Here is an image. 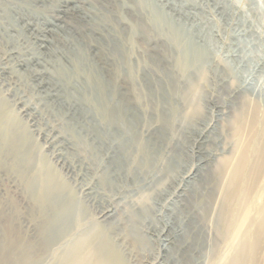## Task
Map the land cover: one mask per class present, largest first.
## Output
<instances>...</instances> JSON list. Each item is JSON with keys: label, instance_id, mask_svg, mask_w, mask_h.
I'll return each instance as SVG.
<instances>
[{"label": "rangeland", "instance_id": "obj_1", "mask_svg": "<svg viewBox=\"0 0 264 264\" xmlns=\"http://www.w3.org/2000/svg\"><path fill=\"white\" fill-rule=\"evenodd\" d=\"M159 1L167 10L172 5L181 10L175 12L176 19L182 20L179 16L185 12L186 21L210 29L216 58L201 82L199 114L191 128L183 129L176 122L172 133L165 131L150 100H136L133 87L143 92L153 90L155 85L164 86L174 73L161 40L142 34L131 36L132 25L140 17L131 6L132 0H0V147L6 135L23 134L35 159L28 176L38 183L51 175L73 201L80 223L96 222L105 228L106 238L124 264H221L233 250L235 239L232 235L216 237L214 220L209 225L219 200L207 182L217 159L232 155L236 145L227 125L239 106L243 88L231 84L224 64L238 61L240 44L249 43L245 51L255 55L253 64L249 68L239 62L237 69L245 72L247 83L264 82V0H190L192 3L183 7L182 0ZM119 41H132L126 45L131 62L143 63L152 80L148 88L143 73L133 84H117L119 95L128 98V115L139 119L137 130L142 141L162 161L144 180L120 169L125 161L116 159V144L97 140L93 128H100L99 119L77 100L78 96H92L93 89L87 83L90 72L104 81L113 73L120 58L114 44ZM182 87H176L179 96L170 100L177 115L185 111L178 92ZM163 90L165 100L172 90ZM258 109L262 113L263 104ZM0 156V211L11 216L25 242L32 241L39 217L35 201L11 158ZM167 160L172 161L168 168ZM192 184L210 207L209 213L214 210L205 224L199 222V234L204 237L197 246L192 244L193 236L181 243L182 232L191 221L197 222L202 205V201L197 204L199 196H193ZM147 205L149 212L140 217V208ZM109 224L110 230L105 227ZM133 227L136 233L132 234ZM3 231L0 218V239ZM51 258L46 255L39 264H56Z\"/></svg>", "mask_w": 264, "mask_h": 264}, {"label": "bare ground", "instance_id": "obj_2", "mask_svg": "<svg viewBox=\"0 0 264 264\" xmlns=\"http://www.w3.org/2000/svg\"><path fill=\"white\" fill-rule=\"evenodd\" d=\"M189 2L192 3L190 0H182L180 6L183 7ZM131 6L140 15L137 23L132 25L131 36L142 34L147 39L161 40L165 50L168 51L172 73H174L166 79L164 86L155 85L153 90L148 89L143 92L140 88L133 87L136 100L140 101V98L150 100L153 109L158 113L160 126L165 131L172 133L176 122H179L183 129L191 128L192 121L199 114V96L202 94L201 82L205 79L206 73L213 68L216 58L210 29L202 28L204 25L197 28L193 22L186 21L188 15L185 12L179 16L183 17L182 20L176 19L175 12L181 10H178V7L174 8L173 5L170 10H167L165 4L160 3L159 0H132ZM128 43L131 45L132 41H119L114 44V49L120 58L112 71L113 73L104 81L90 72L87 76V83L93 89L92 96H78L77 100L87 108V111L92 110L93 115L99 119L100 128H93L97 140H100L101 144L106 142L109 146H112V142L116 144L118 151L116 159L125 161V167L121 166L120 169L124 168L126 173H132L144 180L156 170L158 163L162 161H160L159 155L157 156L151 150V146L149 147L142 141L137 130L139 119L135 115H128V98L125 95H119L117 89L118 82L133 84L139 80L141 75L143 77V73H145V84H148V88L152 85L150 71L146 69L145 65L141 62L136 64L131 62L130 55L126 51ZM248 44H240L241 51L238 54V61L224 64V72L231 77V84L235 83L237 88H243L240 91L239 106L234 109L227 125L231 128L232 136L236 140L232 155H222L214 165L212 164L211 171L209 170L210 179L207 183L210 185L211 194H217L216 197L219 200L215 218L211 214L214 210L209 213L210 207L203 201V197L201 200L197 188L192 184L194 187L193 196L195 195V199L199 196L197 204L202 201V205L199 214L197 213V222L193 223V220L191 221L193 224L190 223L185 227L181 239V243H186L193 236L192 244L199 245L200 239L204 237L199 234L201 231L199 222H207L208 214H211L212 220L209 218V225H213L212 221L214 220L216 237L226 238L232 235L235 239L233 250H230L231 253L227 258L225 257L221 264H264V110L260 113L258 109L259 104L264 106V82L257 80L247 83L245 72L237 69L239 62H243L246 67L253 64L255 55L249 53L250 51H245ZM180 84L183 86V91L178 92L185 105V111L183 114L177 115V110L172 108L170 100L179 96L176 87ZM165 88L172 92L167 93V99L164 100L163 89ZM159 96L162 98L161 100ZM165 109L167 112H163ZM148 125L150 124L148 123ZM1 145L0 155L10 157L16 173H19L22 178L25 177L27 193L35 201L39 217L35 229V239L25 242L23 233L13 223L11 216L7 217L0 211L4 228L0 239V264H39L46 255H51L52 261H57L56 264H124L110 240L106 238L105 228L96 222L80 223L79 214L75 211L73 201L66 196L61 185L54 181L51 175H47L38 183L35 178L28 176L35 166V159L28 149L23 134L6 135ZM171 162L167 160V168ZM119 170L115 169V171ZM109 171L111 172V170ZM12 205L14 204L11 203ZM149 208L148 205L143 206L138 215L141 217L142 214H147ZM133 218L138 217L134 216ZM179 222L182 223V220ZM105 227L109 230L112 229L111 224ZM130 232L136 233V228H131ZM130 232L125 234L130 235ZM110 238L112 239V237ZM205 238L210 242L209 236ZM62 241L63 243H60ZM212 244L211 246H214ZM211 250L213 249L211 248ZM194 260L196 261V259ZM190 262L192 263V260Z\"/></svg>", "mask_w": 264, "mask_h": 264}]
</instances>
